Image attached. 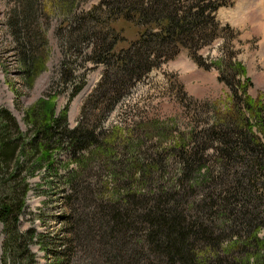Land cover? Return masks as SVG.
I'll return each instance as SVG.
<instances>
[{
  "label": "trees",
  "instance_id": "trees-1",
  "mask_svg": "<svg viewBox=\"0 0 264 264\" xmlns=\"http://www.w3.org/2000/svg\"><path fill=\"white\" fill-rule=\"evenodd\" d=\"M231 2L97 0L91 4L69 26L67 36L76 42L78 52L92 41L90 59L103 66L90 101L100 100L111 107L127 88L180 48L187 49L189 57L201 65L197 51L217 36L220 27L214 13ZM12 15L7 17V25L15 29L13 36L18 40L20 35L24 37V29L11 21ZM25 19L22 13L20 22ZM119 23L132 26L135 36L116 50L115 44L125 40ZM23 53L19 55L29 69L25 67L24 73L29 85L41 69L43 57ZM235 54L220 55L204 66L215 67L217 80L228 87L229 99L223 111L212 110L209 125L190 129L185 143L181 137L173 144L177 168L171 184L152 193H140L138 187L119 199L109 196L94 205L96 213L104 212L99 228L106 229V236L112 239L104 242L110 260H115L117 241L129 233L142 240L146 253L163 257L166 264H264V92L254 98L246 93L250 81ZM67 79L71 80V74ZM55 96L49 92L25 111L31 131L26 143L19 140L20 135L10 134L12 118L0 108V178L9 173V186L0 192L2 263L31 264L27 245L40 237L32 229L20 232L16 228L17 213L28 190L24 177L16 180V170L23 165L31 175L38 168L51 167L53 144L65 143L76 168L83 152L92 153L97 147L100 154L104 148L102 139L97 140L94 130L84 128L80 120L67 126L66 105L55 114ZM67 183L65 199L71 200L64 221L69 234L75 236L82 231L79 220H85L76 206L77 194L84 187L72 179ZM126 246L133 255L139 252L134 245Z\"/></svg>",
  "mask_w": 264,
  "mask_h": 264
},
{
  "label": "rangeland",
  "instance_id": "rangeland-1",
  "mask_svg": "<svg viewBox=\"0 0 264 264\" xmlns=\"http://www.w3.org/2000/svg\"><path fill=\"white\" fill-rule=\"evenodd\" d=\"M96 2L0 0V108L9 113L14 123L8 122L10 134L20 135L19 140L26 143L31 131L25 111L38 98L55 92V114L66 105L67 126L73 127L80 120L84 128L94 130L104 145L100 154L97 147L92 153L83 152L78 168L71 150L63 143L52 145L51 167L38 168L31 175L23 165L16 170V180L24 177L28 185L16 228L20 232L32 229L40 236L27 245L33 258L31 264H166L163 257L146 253L142 240L129 233L117 241L115 260H110L104 242L112 239L106 236V229L99 228L104 212L96 213L94 205L109 196L119 199L138 187L140 193H152L171 184L177 168L173 144L181 137L185 143L190 129L209 125L212 110L223 111L228 102V87L217 80L215 67H204L218 56L227 57L234 51L235 60L242 64L250 81L246 93L254 98L264 92V0H232L219 6L214 13L220 24L218 34L197 51L201 65L189 57L187 49L180 48L176 55L158 63L127 88L111 107L89 99L103 71L101 64L91 61L92 41L78 52L76 42L67 37L69 26ZM22 13L26 19L21 23ZM10 14L14 15L11 21L24 29V37L20 35L18 40L13 36L15 29L7 25ZM118 25L123 26L120 34L125 40L115 44L116 50L135 36L132 26ZM26 48L29 51L25 52ZM21 53L43 57L42 67L29 85L24 75L25 67L29 69ZM77 84L81 86L73 93ZM18 159L21 162L20 156ZM8 175L0 178L2 193L9 186ZM69 179L82 182L84 187L77 194L76 206L85 220H79L82 231L75 236L69 234L64 221L71 200L65 199ZM3 237L0 222V264H8L7 260L1 261ZM126 244L134 245L139 252L133 255Z\"/></svg>",
  "mask_w": 264,
  "mask_h": 264
}]
</instances>
